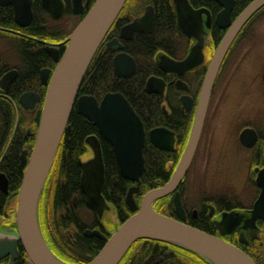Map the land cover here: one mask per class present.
<instances>
[{
  "label": "water",
  "instance_id": "water-1",
  "mask_svg": "<svg viewBox=\"0 0 264 264\" xmlns=\"http://www.w3.org/2000/svg\"><path fill=\"white\" fill-rule=\"evenodd\" d=\"M126 1L96 0L91 6V0H87L85 5L83 0H72L75 13L79 14L85 9H88V12L64 41V52L61 54L57 47H53L56 51L53 57L57 66L54 71L48 70V74L53 75L45 96L37 142L31 157L29 159L23 157L22 160L24 179L18 195L17 234L0 235V251L15 248L20 242L31 264H71L57 257L49 247L39 223L38 204L41 188L61 140L66 130L71 131L68 122L75 106L78 112L93 122L101 134L112 143L122 176L138 182L129 190L127 197L129 207L135 213L112 233L100 252L85 264H120L139 240H153L183 248L198 255L208 264H256L245 252L222 237L185 223V213L178 188L194 160L210 99L228 50L248 19L264 5V0L253 2L235 21L231 17L235 0H216L223 6V10L216 16V24L219 28L226 29V33L207 66L186 148L170 180L165 185L147 192L140 206L134 198V195L140 192V176L145 170L143 155L145 132L139 116L121 93H108L101 102L93 96L79 95L92 61ZM41 2L53 18L60 19L64 15L62 0H41ZM174 3L179 26L186 36L193 38L194 44L184 60L176 61L162 54L158 64L167 72L182 75L203 66L206 60L205 47L211 28V14L205 8L194 9L189 0H174ZM5 4L14 7L17 21L23 22L27 18L25 24L30 22L33 15L32 0H0V5ZM147 18L152 25L154 19L152 6L146 8L143 16L127 25L122 30V36L126 37L127 31L132 35L136 31H142L144 29L142 24ZM108 46L112 48L111 44ZM114 68L117 76L125 77L133 74L136 64L129 55L120 53L114 58ZM146 86L148 92L161 95L164 93V82L157 77H150ZM177 86L180 89H188V85L181 80L177 82ZM181 101L185 109L190 111L194 100L189 95H183ZM149 137L158 148L174 150L175 133L168 128H155L149 132ZM241 140L244 144L253 145L256 140L255 131H251L250 134L248 130L244 131ZM87 142L93 147L95 158L90 164L83 166L82 189L88 206L102 216L106 205L101 194L104 179L103 158L97 137L90 136ZM0 180L2 184H6L4 176ZM259 184L262 193L256 209L253 210V218L264 217V169L260 171ZM172 193H174V210L179 219L163 215L154 209V203L158 199ZM236 218L235 214L230 213L224 215L222 221L230 223Z\"/></svg>",
  "mask_w": 264,
  "mask_h": 264
},
{
  "label": "flooded vegetation",
  "instance_id": "flooded-vegetation-1",
  "mask_svg": "<svg viewBox=\"0 0 264 264\" xmlns=\"http://www.w3.org/2000/svg\"><path fill=\"white\" fill-rule=\"evenodd\" d=\"M62 1L65 9L64 15L60 19L53 18L41 2L42 8L50 17L49 19V17L44 16L43 20L45 23L49 21L53 26H59L65 31L71 32L82 20L83 14L88 9H86L83 13L81 12L77 14L74 12L73 3L72 0H70L69 12V5L67 1ZM167 1L170 3V5L173 6L174 9V0ZM86 2L87 0H83V5H85ZM35 3V0H32L31 9L33 15L28 24H25V22L28 21L27 18H25L23 22H19L16 20V12L11 4L0 5V179L3 178V176L10 178L14 174L13 172H15V174L21 172L23 157L29 159L32 155L35 147L34 142L38 135L40 126L45 96L48 90L50 79L53 75L48 74V70L54 71L57 66V62L53 57L54 55H56V51L53 47H57L62 54L65 46L63 43L66 39L63 41H57L52 36H47V39H42L41 35H36L34 34V32H31L29 30L31 24L33 23V21H35V19L38 24L41 23L42 20L39 9L36 8ZM139 5L143 6L142 12L139 11ZM139 5L121 15V18L115 29L105 38V41L101 46V50L93 61V66H97L98 61L103 56L111 55L113 73L115 76H117L115 74L114 58L118 54L123 52H125L127 55L133 56L128 49L126 51L125 45L129 47L132 46V42L135 40L136 36L138 34L144 33H135L134 38L129 39L128 37L132 36V34L127 31L125 33L126 37H123L122 30L135 19L143 16L148 6H152L155 15L157 14V5L155 3V0H148L147 2L143 1L142 4ZM209 10L213 15L212 10ZM204 17L206 19V16ZM262 18H264V14L262 15ZM214 26L218 27L212 20L211 28L209 30L208 43L205 48V53L209 58V61L212 57L213 52L217 48L216 47L215 49H213V52L212 49L211 51L210 49H208V44L211 41V32ZM189 39L190 48V46L194 44V40L193 38ZM109 44H111L112 48L108 46ZM42 51L46 58L44 64H40L37 67V70L31 73L26 63V55L29 54L37 57L42 53ZM162 54L171 57L163 50L157 51L154 56V58L157 60L156 65L158 64V61L161 58L160 56ZM187 54L188 52H186L185 55L183 53L182 55L180 54V56L177 57L172 56V58L176 60H182L187 56ZM205 64L199 68H195L192 71L197 72L202 67H204ZM192 71H190V73ZM190 73L182 75L164 74L165 78L167 79L170 77L169 75H172L176 79H182L183 82L188 85L187 90L180 89L178 88V86L177 88L175 87L178 92V100L180 104H183L181 101V97L183 95H192L193 91L195 90L196 84L198 83V75ZM221 75L222 74L218 75L215 87L219 84ZM263 76L264 74H262V82L264 85ZM151 77H157L160 80H162L163 78L162 76L155 74ZM108 93H121L122 95H124L120 91H110ZM82 95L94 96L90 94ZM104 96L99 99L100 102L102 101ZM124 97L126 98L125 95ZM210 108L211 106H209L208 114L210 112ZM133 109L136 112V109L134 107ZM187 113H189V111H186V114ZM136 114L142 119V117L137 112ZM142 121L144 124L143 128L145 132V144L143 148V154L145 156L146 152L149 150V148L147 150L146 148L148 146V143L150 142L149 132L152 129L157 127H166L174 133L175 130L165 125H157L152 127L149 124L147 125L143 119ZM88 122L90 121L88 120ZM92 125L95 127V133L90 134L83 139V143H81L80 150L78 151L76 156L78 182H75V186L69 193V204L66 208V210L69 212L68 214L70 215H62L61 217L62 221L66 220V222H70L69 227L65 231L66 233L64 234V232L59 228L60 231L58 230L56 234H53L51 233L52 227L48 228L46 226L45 220H42L41 222L44 237L51 249L55 252V254L57 253L61 259L71 264H84L85 262L91 261L104 247L106 241L110 238L112 232L114 231L110 230L109 227L112 225V227L116 228L117 225L122 221L120 209L118 208L114 200V194H116L117 191L121 190L117 187L120 182H122V189H129V187L134 185L130 184L131 182L128 183L125 179H123L122 176L120 177L118 173L119 168L116 160L114 146L112 145V143L108 142L103 135H101L100 130L96 125ZM255 129L258 132L259 140L256 144L253 145L252 148L246 149L244 147L243 149L244 152L248 154L247 160L249 161V168L252 167L256 170V173H254V177H251V182L248 183L247 179V182L245 183V187L249 189L251 194L250 203H246L247 201L243 199L241 195L239 196L240 193L235 195L230 193L220 197H218L217 195L204 197L202 195V197H200L198 200V204H196L197 207H192L191 205H188V202H186L185 200V188L180 190V194L182 202L184 204L185 222L203 226L206 230L209 231L208 233L222 237L227 242L241 249L243 252L249 255L256 264H264V217L253 218L252 211L255 201L258 199L262 191V188L256 183V176L260 171L264 169V141H262L264 136L257 128ZM90 136H96L98 139L101 154L103 156L105 178L107 176L106 173H116L112 178L115 187L109 184L107 188L101 189V194L106 203L101 217L89 208L87 199L82 191L80 184V179L84 172L83 166L85 164H90L91 161H93V159L95 158V151L90 143L87 142V139ZM152 147L154 148L153 145ZM108 155H111L114 160V162L110 165H107L105 161L106 156ZM60 163L62 164L63 161L58 158L56 159L54 164L55 166L57 165L60 167ZM59 177L60 176H57L53 180V184L51 187L52 191L54 189V196L59 184ZM60 182L64 183L65 181L61 179ZM1 186L2 183L0 182V189L2 190ZM1 190L0 196L4 194ZM173 195L174 194L170 196L173 197ZM4 196L5 200L0 201L1 209L2 205L5 204L3 212L2 210H0V235L14 236L17 234L15 214L17 203L15 198L13 200H8V194H4ZM13 205H15L16 207H14ZM79 205L86 207L88 206L89 209H87L89 213L78 216L82 218L81 220H75L74 216L77 215L72 212H75L76 208ZM110 209L113 210L111 212L112 216L110 217L109 223H107L104 218L105 214ZM230 213L235 214L237 218L233 219L230 223L222 221V216L228 215ZM12 216H14V218H12ZM236 220H238L239 222H235ZM66 222L64 221L63 223ZM86 229L93 230L94 235L87 236L85 232ZM228 230L229 232H227ZM86 240H93L92 245L89 248L81 250V247L86 245ZM163 244L164 243L152 244L153 248L150 252V256L152 259L155 258L154 264H173L174 262H176V259H179L181 261V264H208L205 260L203 261L201 257L194 255L190 251L175 247L173 245ZM143 247V243L136 246V248H138L139 250H142ZM129 253L130 252H128L127 254ZM147 262L148 259L146 260V262H142V264H146ZM0 264H31V262L22 244L18 242L15 248H7L0 251ZM129 264H139V261L136 260L135 257H130Z\"/></svg>",
  "mask_w": 264,
  "mask_h": 264
},
{
  "label": "trees",
  "instance_id": "trees-1",
  "mask_svg": "<svg viewBox=\"0 0 264 264\" xmlns=\"http://www.w3.org/2000/svg\"><path fill=\"white\" fill-rule=\"evenodd\" d=\"M65 1H67L69 5L68 7L70 12V0H65ZM143 1L147 2L148 0H143ZM247 1L249 2L251 0H247ZM35 2H36L35 3L36 8L39 9L42 20L41 23L38 24L35 19V21H33V23L31 24L29 30L31 32H34V34L36 35H41L42 39H47L48 38L47 36H52L57 41L65 40L71 32L65 31L63 28H60L59 26H53L49 21L45 23L43 18L44 16L49 17V15L42 8L41 0H35ZM142 2H140V4H142ZM190 2L196 8L207 7L211 9L214 16L221 9V8L219 9L220 6L214 0H190ZM155 3L157 5V18H156L155 30L149 35H139L137 37L135 49L131 48V51H129L133 56L137 57L138 63L140 64L147 63L148 64L147 70L153 73L157 72V65L154 61V56L157 51L163 50L171 57L172 56L177 57L180 56V54L182 55L183 53L185 55L190 44V39L183 33V31L178 25L173 6L170 5V3L167 0H155ZM244 5H242L240 8H242ZM142 9L143 6L139 10ZM120 18L121 16L112 26L109 33H111L115 29ZM224 34H225V30H221L216 26L213 27L211 32V41H210L211 43L209 42L210 46L208 45L209 47L208 49H210V51L212 49L213 52V49H215L219 45ZM101 46L98 50V53L101 50ZM137 51L138 53H140V55L134 54ZM34 57L35 56L33 55H29V54L26 55V63L31 73L35 72L40 64H44V61L46 59L43 54V51L40 55H38L35 58ZM225 62L223 65H225ZM208 63H209V58L207 57L205 66L196 72L199 79H198V83L196 84L195 90L193 91L195 102H197L199 89L202 80L204 78V75L206 73ZM93 64L94 62H92L84 78L83 84L79 92L80 95L90 94V95H94L98 99H101L106 93L110 91H120L126 96V98L129 100L132 106L136 109V112L142 117V119L146 122L147 125L149 124L152 127L157 125H165L177 132L178 145H179L177 152L175 153L165 152L163 150L153 148L150 144H148L146 148V150L148 148L149 150L146 152L145 155L146 170L143 176L141 177V182H142L141 195H143L144 193H146L147 191L153 188H157L164 185L172 176L180 159V154L184 150L185 143L187 141L186 138L188 137V133L194 118L193 111L187 113L185 116L181 115L180 102L178 100V92L174 87L172 89L169 88L167 99L165 101L169 104V106L173 110L172 114L170 116H167L161 112L160 103H159V101H161V98L158 96L157 98H154L153 96H149L144 92V74H142L140 70L131 79H121V78H116L113 73L111 57L103 56L98 61L97 66L96 65L93 66ZM172 92H174L173 95H171ZM70 125H71V131L65 132L58 157L60 160L63 161V163L62 164L60 163L61 166L58 169V172L60 173L59 174L60 177H59V184L57 186V190L55 194L56 206L60 205L61 203H64L68 199L70 192L69 187L71 186L74 187L75 182H77L78 168L76 163V156L78 151L80 150L81 143H83V139L86 136L95 133V127L90 122H88V120L85 117L79 115L76 111H74L71 115ZM105 161L107 165H110L114 162L111 155L106 156ZM13 173L14 174L12 175V177H14L15 180L12 184L10 183V194H12L13 191H17L20 185V176L16 175L15 172ZM61 179H63L65 182L64 183L60 182ZM121 187H122V182L119 183L117 188L121 189L120 191L124 193L125 189L123 188L124 189L123 190ZM0 198H1L0 201L1 200L4 201L5 200L4 194L1 195ZM121 200L123 207L122 209H120V214L122 216V221H124L132 213L129 212V210L124 204L125 203L124 196L122 197ZM4 207L5 204L2 205V209L0 206V210H2V212ZM154 207L158 212L162 214L177 218V215L174 212L172 198L170 197L156 201ZM121 210L123 212H121ZM192 225L209 232L203 226H200L198 224H192ZM86 241H87L86 245L81 247V250L82 249L84 250L85 248H89L92 245L93 240H86ZM142 243L144 244V247L139 252L140 254H138L137 257L139 264L144 262L149 256V254L146 252V247L148 245L158 242L149 241V240H140L138 243L133 245V247H136ZM175 261H176L175 264H181V261L179 259H176ZM120 264H123V261ZM146 264H150V263H146Z\"/></svg>",
  "mask_w": 264,
  "mask_h": 264
},
{
  "label": "rangeland",
  "instance_id": "rangeland-1",
  "mask_svg": "<svg viewBox=\"0 0 264 264\" xmlns=\"http://www.w3.org/2000/svg\"><path fill=\"white\" fill-rule=\"evenodd\" d=\"M250 34L253 41L236 47L220 71L222 75L213 91L210 112L206 118L204 140L198 148L185 186L188 205L198 204L202 195L229 187H233V192L240 193L239 196L246 201L251 196L245 187L249 169L248 154L240 149L233 152L225 143L227 124L231 120H237L240 124L252 119L264 124V18L256 22ZM112 211L110 209L105 214L107 223ZM109 229L114 230L115 227L111 225Z\"/></svg>",
  "mask_w": 264,
  "mask_h": 264
},
{
  "label": "bare ground",
  "instance_id": "bare-ground-1",
  "mask_svg": "<svg viewBox=\"0 0 264 264\" xmlns=\"http://www.w3.org/2000/svg\"><path fill=\"white\" fill-rule=\"evenodd\" d=\"M93 1L94 0H91V4L93 3ZM143 0H127L126 1V3H125V5H124V7H123V9H122V11L120 12V14H119V16H118V18L123 14V13H125V12H127L128 10H130V9H133V8H135L137 5H139L140 4V2H142ZM216 1V0H215ZM256 0H251V1H247V0H235V5H234V8H233V11H232V14H231V17H232V20L233 21H235L253 2H255ZM94 2H96V0L94 1ZM189 2H190V0H189ZM247 2V3H246ZM216 3L220 6L219 7V12L218 13H220L222 10H223V6L221 5V4H219V2H217L216 1ZM190 4H191V2H190ZM245 4V5H244ZM192 5V4H191ZM242 5H244L242 8H240ZM192 7L194 8V9H201V8H205V9H207V10H209V8H207V7H200V8H196V7H194L193 5H192ZM140 8H142V6L140 7ZM240 8V9H239ZM174 9H175V7H174ZM86 10V9H85ZM84 10V11H85ZM83 11V12H84ZM139 11H141L142 12V10H139ZM82 12V13H83ZM154 12V11H153ZM209 12H210V14H211V24H212V20H213V22H214V24L215 25H217L216 24V16L218 15V13L214 16V15H212V13H211V11L209 10ZM87 14V11L83 14V18L85 17V15ZM175 14H176V9H175ZM264 14V5L257 11V12H255L249 19H248V21L245 23V25L242 27V29L239 31V33L237 34V36L235 37V39H234V41H233V43H232V45H231V47L229 48V50H228V53H227V56H226V58L228 57V55H230V54H232L233 53V51L235 50V48L236 47H238V46H240L242 43H244V42H251V41H253L252 40V37H251V34H250V32L251 31H253V29L255 28V26H256V22L258 21V20H261L262 19V15ZM234 15H235V17H234ZM155 16H156V18H157V14L155 15V12H154V19H152L153 20V22H152V25L150 24V21H149V19L147 18L146 19V21L142 24V26L144 27V29L142 30V31H136L135 33H144V34H138L137 36H136V38H135V40L132 42V46H127V45H125V47H126V51H127V49L129 50V51H131V48H134L135 49V46H136V41H137V37L139 36V35H149V34H151L154 30H155V27H156V21H155ZM176 16H177V14H176ZM118 18L116 19V21L118 20ZM204 19H205V17H204ZM116 21H115V23H116ZM205 21H206V19H205ZM114 23V24H115ZM219 28V27H218ZM219 29H221V28H219ZM111 30V29H110ZM221 30H225V33H226V29H221ZM134 33V34H135ZM134 34L132 35V36H130V37H128L129 39L130 38H134ZM108 35V34H107ZM225 35V34H224ZM107 37V36H106ZM105 37V38H106ZM224 37V36H223ZM223 39V38H222ZM104 41H105V39H104ZM104 41L102 42V45H103V43H104ZM221 42V41H220ZM190 45V44H189ZM192 46V45H191ZM191 46H190V48H191ZM190 48L188 47V53H189V50H190ZM206 48V47H205ZM123 53H125V52H123ZM126 54V53H125ZM134 54H139L140 55V53H138V51L136 52V53H134ZM109 57H111L112 58V56L111 55H108ZM131 58H133L134 59V61H135V64H136V68H135V70H134V72H133V74L132 75H129V76H125V77H122V76H115V77H117V78H121V79H131L132 77H134L138 72H139V70H140V72L142 73V74H144V92L147 94V95H149V96H153L154 98H157V96L158 97H160L161 98V101H159V103H160V109H161V112L163 113V114H165V115H167V116H170L171 114H172V112H173V110H172V108L169 106V104L167 103V102H165L166 101V99H167V95H168V91H169V88H174V87H176L177 88V82L179 81V80H181V81H183L182 79H179V78H175V77H173L172 75H169L170 77L167 79V78H165V75L164 74H175V73H172V72H167V71H165V70H163L158 64H157V72H151V71H148L147 70V63L146 64H140V63H138V60H137V57L136 56H131V55H129ZM170 58H172V57H170ZM186 58V57H185ZM184 58V59H185ZM226 58H225V60H226ZM172 59H174V58H172ZM184 59H182V60H184ZM174 60H176V59H174ZM182 60H176V61H182ZM154 61H155V63H157V60L154 58ZM225 62V61H224ZM159 63V62H158ZM224 64V63H223ZM91 66V65H90ZM90 68V67H89ZM89 70V69H88ZM192 70H194V69H192ZM192 70H189V71H187L186 73H184V74H189L190 73V71H192ZM88 72V71H87ZM194 71H192L190 74H196V72H194ZM87 74V73H86ZM159 75V76H162L163 78H162V80H163V82H164V90H163V95H161V94H159V93H152V92H148V90H147V86H146V84H147V81H148V79L152 76V75ZM146 81V82H145ZM201 89V88H200ZM200 89H199V93H200ZM199 93H198V95H199ZM174 94V92H172L171 93V95H173ZM93 97H95V96H93ZM190 97L193 99V100H195V97H194V94H192V95H190ZM97 100H98V102H100L99 101V99L97 98V97H95ZM212 100H213V93H212V96H211V99H210V103H209V106H211V103H212ZM128 102H129V100H128ZM130 103V102H129ZM130 105H131V103H130ZM196 105H197V102H194L193 103V105H192V107H191V110L189 111V112H191V111H193V113H194V115H195V112H196ZM44 106V105H43ZM43 110V109H42ZM74 111H76L79 115H81L79 112H78V110H77V108L74 106V108H73V110H72V112H71V115H72V113L74 112ZM186 111H188V110H186L185 109V107H184V105L183 104H180V113H181V115L182 116H185L186 115ZM207 114H208V112H207ZM81 116H83V115H81ZM83 117H85L87 120H89L86 116H83ZM70 118H71V116H70ZM70 118H69V122H68V125L69 126H71L70 125ZM140 118V117H139ZM207 118V117H206ZM140 120H141V122H142V124H143V121H142V119L140 118ZM90 121V120H89ZM239 121H237V120H231L230 122H229V124H227V128H228V133H227V137H226V140H225V143L228 145V146H230V148H231V150L234 152L235 151V149H240V151H244L243 149H244V147L247 149V148H252L253 147V145L254 144H256L257 143V141L259 140V135H258V132L256 131V129L255 128H257L259 131H260V133L264 136V124L262 123V121H259V122H255L254 120H252V119H249V120H246L245 122H242V123H238ZM90 123H92L93 124V122H91L90 121ZM259 123H261V124H259ZM205 124H206V120H205V123H204V127H203V131H204V128H205ZM144 125V124H143ZM255 127V128H254ZM158 128V127H157ZM155 129V128H154ZM153 130V129H152ZM191 130H192V125H191V127H190V130H189V133H188V137L186 138V143H185V147H184V150H185V148H186V145H187V142H188V138H189V136H190V133H191ZM246 130H248L249 131V134L251 133V131H255V135H256V140H255V143L253 144V145H251V146H249V145H247V144H244L243 143V141L241 140V134L244 132V131H246ZM67 131V130H66ZM239 132V133H238ZM101 133V132H100ZM102 135V134H101ZM238 135H239V139H238ZM38 137V136H37ZM37 137H36V139H35V142H34V144L36 145V142H37ZM63 138H64V136H63ZM63 138H62V140H63ZM62 140H61V143H60V145H59V147H58V149H57V152H56V154H55V157H54V161H53V163L51 164V167H50V169H49V171L47 172V176H46V179H45V182H44V184H43V186H42V188H41V194H40V198H39V204H38V219H39V223H40V226H41V222H42V220H45L46 221V226L48 227V228H50V227H52V231H51V233H53V234H56V232H58V230L60 231V229L64 232V234L66 233L65 231H66V229L69 227V225H70V222H66V220H64L66 223H63L64 221H62V219H61V217H62V215H70V214H68L69 212L66 210V208H67V206H68V204H69V201H68V199L64 202V203H61L60 205H58V206H56L55 205V200H56V196H54V194H53V192H54V189H53V191H52V184H53V180L57 177V176H60L59 174V172H58V167L59 166H55V161H56V159H58V157H59V152H60V149H61V146H62ZM149 140H150V137H149ZM204 140V137H203V132H202V135H201V138H200V141H199V146H200V144H201V142ZM108 141V140H107ZM262 141H264V138L262 139ZM109 142V141H108ZM111 143V142H110ZM262 143V142H261ZM148 144H152L153 146H154V148H157V149H160V148H158L157 146H155L152 142H151V140H150V142L148 143ZM264 144V143H263ZM151 145V146H152ZM199 146H198V148H199ZM243 146V147H242ZM178 147H179V145H178V136H177V132L175 131V144H174V146H173V148H174V150H165V149H161V150H163V151H165V152H169V153H175V152H177L178 151ZM198 148H197V151H198ZM184 150H183V152L180 154V158L182 157V155H183V153H184ZM197 151H196V154H195V157H194V160H193V162H192V165H191V167L193 166V163H194V161H195V158H196V156H197ZM144 155V154H143ZM102 158H103V156H102ZM144 159H145V156H144ZM179 161H180V159H179ZM179 161H178V163H179ZM191 167H190V169H189V171H188V173H187V175L185 176V178L183 179V182L180 184V186H179V188H178V190L180 191V190H182L183 188H185V186H186V183H187V179H188V176H189V174H190V172H191ZM145 170H146V159H145ZM145 170H144V172H145ZM104 173H105V171H104ZM119 175H120V177L122 176V174H121V172H120V170H119ZM174 173V172H173ZM254 173H256V170L254 169V168H249L248 169V177L246 178V180H245V183L247 182V179H248V183H250L251 182V177H254ZM107 174V176H106V178H105V174H104V179H103V182H102V186H101V188H107L108 187V185L110 184V185H112V186H114V182L112 181V178L115 176V174L116 173H112V172H110V174L109 173H106ZM144 174V173H143ZM143 174L140 176V192L139 193H136L135 195H134V198H135V201H136V203H137V205L138 206H140V204H141V201H142V199H143V196L147 193V192H149V191H147L146 193H144L143 195H141V193H142V188H141V177L143 176ZM259 174H260V172L257 174V176H256V183H257V185H259L260 186V184H259ZM16 175H19L20 176V185H19V187H18V189H17V191H13V193L12 194H10V183L12 184L13 182H14V180H15V178L14 177H5V182H6V184H2V186H1V188H2V193H4V194H8V200H13L14 198L16 199V203H18V195H19V192H20V188H21V185H22V182H23V179H24V171H23V168H22V164H21V172H19V173H17ZM173 175V174H172ZM123 177V176H122ZM172 177V176H171ZM170 177V178H171ZM123 179H125L128 183L129 182H131L130 184H134V185H132L131 187H129V189H125V192L124 193H122V191H117V193L116 194H114V200H115V203H116V205L118 206V208L119 209H122V197L124 196V204H125V206L127 207V209L129 210V212L130 213H132L128 218H130L134 213H135V211H132L131 209H130V207H129V204H128V201H127V197H128V192H129V190L133 187V186H136L137 184H138V182L137 181H131V180H129V179H126L125 177H123ZM116 180H117V177H116ZM170 180V179H169ZM168 180V181H169ZM167 181V182H168ZM77 182H78V180H77ZM166 182V183H167ZM165 183V184H166ZM80 184H81V179H80ZM164 184V185H165ZM229 185H231L230 183H229ZM163 186V185H162ZM115 187V186H114ZM161 187V186H160ZM232 187V186H231ZM55 188V187H54ZM81 188H82V184H81ZM233 188V187H232ZM231 188V189H232ZM4 189H6L5 191H4ZM69 189H70V192L72 191V189H73V186H71V187H69ZM230 189V187H229V189L227 188V190H223V191H218V192H216V191H214L212 194H209V195H203L204 197L206 196V197H210V195H217L218 197H220V196H225V195H227V194H230V193H232V194H237V193H235V192H233L234 191V189H232L231 190ZM82 191H83V189H82ZM69 192V193H70ZM83 193H84V191H83ZM261 193H262V191H261ZM261 193H260V196H261ZM123 194V195H122ZM172 194H174V193H172ZM172 194H170V195H172ZM84 195H85V193H84ZM170 195H168V196H166V197H163V198H168V197H170V198H172V203H174L173 202V198H174V195H173V197H171ZM260 196L258 197V199L260 198ZM85 197H86V195H85ZM163 198H160V199H158L157 201H159V200H161V199H163ZM87 199V198H86ZM182 199V198H181ZM258 199L255 201V203H254V207H253V209H252V211L253 210H255L256 208V205H257V202H258ZM121 202V203H120ZM251 201H250V198H248V200H247V202L246 203H250ZM156 203V202H155ZM155 203H154V205H155ZM183 203V202H182ZM192 207H197V205H193ZM88 206L86 207V206H78L77 208H76V211L75 212H72V213H74V214H76L77 216H74V219L75 220H81L82 218L81 217H78V216H82V215H85V214H88L89 213V211H88V209L90 208H88ZM173 208H174V204H173ZM91 209V208H90ZM154 209H155V207H154ZM183 209H184V204H183ZM156 210V209H155ZM157 211V210H156ZM121 212H123L122 210H121ZM158 212V211H157ZM174 212H175V210H174ZM184 212H185V210H184ZM67 213V214H66ZM160 213V212H159ZM98 214V213H97ZM162 214V213H161ZM175 214L177 215V213L175 212ZM163 215H165V214H163ZM98 216H100L99 214H98ZM167 216H169V215H167ZM224 216V215H223ZM223 216H222V218H223ZM101 217V216H100ZM170 217H172V218H175V217H173V216H170ZM127 218V219H128ZM127 219H125L124 221H121L117 226H121ZM175 219H179V217H178V215H177V218H175ZM68 221V220H67ZM185 222V221H184ZM185 223H187V222H185ZM188 225H191V226H193V227H195V228H198V227H196V226H194V225H192V224H190V223H187ZM54 226V227H53ZM60 228V229H59ZM198 229H200V228H198ZM41 230H42V226H41ZM200 230H202V229H200ZM44 231H45V229H44ZM203 231H205V230H203ZM86 235L87 236H92V235H94V232H93V230H91V229H86ZM205 232H207V231H205ZM42 233H43V230H42ZM43 235H44V233H43ZM140 241V240H139ZM139 241H137L136 243H138ZM149 241H153V240H149ZM156 242H158V241H156ZM48 243V242H47ZM135 243V244H136ZM158 243H163V242H158ZM134 244V245H135ZM49 245V244H48ZM163 245H170V244H167V243H164ZM50 247V246H49ZM51 248V247H50ZM133 248V249H132ZM152 248H153V246H152V244L151 245H148L147 247H146V252L149 254V256H148V262L147 263H150V264H154V261H155V258H151V256H150V252H151V250H152ZM53 251V250H52ZM132 251V252H131ZM141 250H139L138 248H136V247H131V249L129 250V254H127L128 256L126 257H124L123 259H122V261H123V263H127V264H129L130 263V257H135L136 258V260H138V254H140L139 252H140ZM53 253L55 254V252L53 251ZM194 254V253H193ZM57 257H59L60 258V256L56 253L55 254ZM194 255H196V254H194ZM196 256H198V255H196ZM249 256V255H248ZM199 257V256H198ZM128 258V259H127ZM61 259V258H60ZM146 259V260H147ZM63 260V259H62ZM146 260L144 261V262H146ZM64 261V260H63ZM140 262H142V261H140ZM85 263H87V262H85ZM84 263V264H85ZM83 264V263H82ZM142 264V263H141ZM173 264H175V262L173 263Z\"/></svg>",
  "mask_w": 264,
  "mask_h": 264
}]
</instances>
